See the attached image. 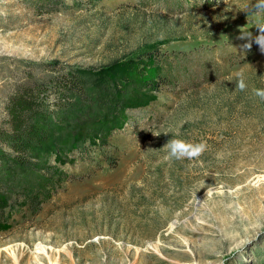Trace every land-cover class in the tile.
I'll return each mask as SVG.
<instances>
[{"label":"rangeland","instance_id":"rangeland-1","mask_svg":"<svg viewBox=\"0 0 264 264\" xmlns=\"http://www.w3.org/2000/svg\"><path fill=\"white\" fill-rule=\"evenodd\" d=\"M254 3L0 0V133L22 89L83 83L49 97L50 154L1 168L0 264H264ZM171 139L207 147L168 160Z\"/></svg>","mask_w":264,"mask_h":264},{"label":"trees","instance_id":"trees-1","mask_svg":"<svg viewBox=\"0 0 264 264\" xmlns=\"http://www.w3.org/2000/svg\"><path fill=\"white\" fill-rule=\"evenodd\" d=\"M82 86L81 78L66 76L54 82L39 83L33 88L22 89L10 97L6 111L10 118L11 131L0 133V145L13 151V155L0 147V174L4 167L26 170L30 168L29 160L39 161L50 154L54 111L51 109L49 97L53 94L59 102L72 90L81 92ZM78 149L84 151L86 148L82 146ZM109 164L113 165L114 162L109 161Z\"/></svg>","mask_w":264,"mask_h":264},{"label":"clouds","instance_id":"clouds-1","mask_svg":"<svg viewBox=\"0 0 264 264\" xmlns=\"http://www.w3.org/2000/svg\"><path fill=\"white\" fill-rule=\"evenodd\" d=\"M244 11L248 15H253L264 11V0H255L253 5H245ZM257 35L253 36L251 32H240V36L237 37L240 40L246 41L241 45L242 50H250L254 43L261 54H264V23L256 26ZM237 82L235 89L238 91H244L247 84L243 78V73H236ZM254 95L264 100V89H253ZM154 136H159V133H154ZM206 144L201 142L199 144L187 143L180 139L169 140L163 148L167 149L168 160H182L187 159L189 161L198 159L206 150Z\"/></svg>","mask_w":264,"mask_h":264}]
</instances>
